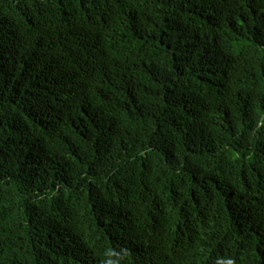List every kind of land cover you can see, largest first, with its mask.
Instances as JSON below:
<instances>
[{"label": "trees", "instance_id": "obj_1", "mask_svg": "<svg viewBox=\"0 0 264 264\" xmlns=\"http://www.w3.org/2000/svg\"><path fill=\"white\" fill-rule=\"evenodd\" d=\"M0 264H264V0H0Z\"/></svg>", "mask_w": 264, "mask_h": 264}]
</instances>
